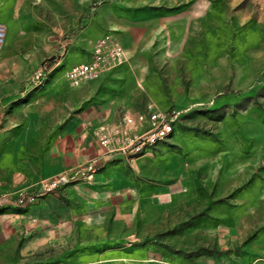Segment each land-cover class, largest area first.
<instances>
[{"label": "rangeland", "instance_id": "rangeland-1", "mask_svg": "<svg viewBox=\"0 0 264 264\" xmlns=\"http://www.w3.org/2000/svg\"><path fill=\"white\" fill-rule=\"evenodd\" d=\"M0 23L8 28L0 60L14 86L45 59L67 55L32 101L7 109L14 117L7 124L40 121L42 139L101 92L120 114L182 109L153 154L103 173L112 203L86 247L1 253L0 264H84L137 239L177 255L242 258L241 246L220 250L217 229L233 226L247 238L264 229V0H0ZM108 33L131 64L80 85L68 81V65Z\"/></svg>", "mask_w": 264, "mask_h": 264}, {"label": "crops", "instance_id": "crops-1", "mask_svg": "<svg viewBox=\"0 0 264 264\" xmlns=\"http://www.w3.org/2000/svg\"><path fill=\"white\" fill-rule=\"evenodd\" d=\"M92 51L78 63L88 61ZM63 54L61 63L54 68L47 84L28 95L23 93L38 65L27 78L14 86L8 62L0 60V193L16 194L21 190L34 189L41 179L53 177L99 156L98 128L103 124L120 122L127 111L137 112L147 108H125L120 114L119 103L101 92L98 97L80 106L56 131H46L42 139L40 136L45 128L40 121L34 125L31 121L23 128L7 124L14 120L8 113L9 108L18 102L27 103L46 88L56 70L63 65L67 56L65 52ZM74 64L68 65L64 77L66 70ZM130 64L129 60V63L108 70L100 77ZM158 144L149 153L106 160L92 183L72 181L36 203L8 205L0 209V254L31 255L49 246H74L80 241L86 247V242L91 241L93 229L98 227L106 207L112 203L108 199L110 192L103 190L100 183L103 173L115 164L133 163L141 156L153 154ZM99 226H102L101 223ZM218 228L220 250L241 246V259H232L231 254L221 257L215 254L177 255L166 246L137 239L128 245H120L114 254L107 257H102L105 251L99 250L101 256L85 260L84 264H163V261L170 260L181 264H264V229L247 238L243 233H237L233 226L221 225Z\"/></svg>", "mask_w": 264, "mask_h": 264}, {"label": "built area", "instance_id": "built-area-1", "mask_svg": "<svg viewBox=\"0 0 264 264\" xmlns=\"http://www.w3.org/2000/svg\"><path fill=\"white\" fill-rule=\"evenodd\" d=\"M8 28L0 23V54L4 47ZM63 52L45 59L28 79L25 95L43 88L54 68L63 58ZM129 55L119 38L108 33L98 38L88 61L68 68L65 77L74 85L98 79L104 72L129 63ZM182 116L179 107L160 108L149 105L137 112L127 111L120 122L103 124L98 128L97 140L101 147L99 156L61 171L53 177L41 179L34 189L0 193V209L8 206H26L36 203L46 195L72 181L92 183L96 172L106 160L118 157H135L149 153L156 144L171 135ZM163 264H181L163 261Z\"/></svg>", "mask_w": 264, "mask_h": 264}, {"label": "trees", "instance_id": "trees-1", "mask_svg": "<svg viewBox=\"0 0 264 264\" xmlns=\"http://www.w3.org/2000/svg\"><path fill=\"white\" fill-rule=\"evenodd\" d=\"M211 252V251H210Z\"/></svg>", "mask_w": 264, "mask_h": 264}]
</instances>
